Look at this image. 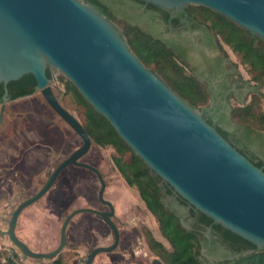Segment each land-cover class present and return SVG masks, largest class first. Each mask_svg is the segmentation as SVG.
<instances>
[{
    "label": "water",
    "instance_id": "obj_1",
    "mask_svg": "<svg viewBox=\"0 0 264 264\" xmlns=\"http://www.w3.org/2000/svg\"><path fill=\"white\" fill-rule=\"evenodd\" d=\"M195 8L208 9L264 42V0H0V102L39 91L50 107L82 138L48 181L14 211L1 232L24 259L48 260L67 245L76 214H100L116 233L111 212L82 208L70 213L58 247L35 252L15 232L18 216L40 199L93 141L82 122L58 99L48 77L58 71L104 115L145 164L184 200L225 229L264 249V168L245 147V131L233 123L229 105L244 107L248 91L232 61L195 23ZM118 22L162 45L190 70L206 93V112L192 107L130 49ZM104 186L102 187L101 193Z\"/></svg>",
    "mask_w": 264,
    "mask_h": 264
},
{
    "label": "flooded vegetation",
    "instance_id": "obj_2",
    "mask_svg": "<svg viewBox=\"0 0 264 264\" xmlns=\"http://www.w3.org/2000/svg\"><path fill=\"white\" fill-rule=\"evenodd\" d=\"M195 23L217 40L232 61L240 75L242 84L248 91V97L245 104L248 103L251 95L257 89L256 84L243 77L238 64L239 62L233 59L230 52L225 47L227 46L230 48V46L224 43L220 36L203 22V19L201 15L197 13V10H195ZM118 29L122 34V30L119 26ZM230 50L234 53L231 48ZM234 55L236 54L234 53ZM186 72L191 75L190 70H186ZM50 79L52 80V83L59 84L57 76L55 78L52 76ZM37 93L40 92L36 90L30 94L0 102V191L5 190L8 185L11 191V197L9 200H5V197H0V207H4L3 203H5L6 206L11 207V217L20 204L42 189L59 163L82 145V138L76 134L71 127L70 128L75 135L79 137L80 143L68 150L66 149V139H63L62 141H54L50 136H44L43 133H47L46 126H49L50 128L52 121L47 120L43 113H41L42 111L35 110L31 105L26 104V99L33 97ZM56 95L58 96V94ZM229 107L232 115L234 108L237 106L229 105ZM201 110L205 113L206 105H203ZM20 116L23 117L22 120L25 125V127H21V129H19ZM233 123L245 131V147L248 155L254 161L261 159L264 168V132L247 133L245 127L240 126L234 120ZM8 127H15L14 131L10 132L12 135H9V131L7 130ZM57 131H59V135L62 134V131ZM69 143L72 144L73 142L70 141ZM87 153L84 156H86ZM83 157L78 161L90 164L97 170L78 165H70L64 168L58 174L50 189L40 199L21 211L15 229L17 237L35 252H49L58 247L61 238L62 225L70 213L82 208L94 209L99 212H111L112 206L114 213L113 215H110L109 218L118 232L117 245L113 250L98 253L91 264H96L101 255H106L101 258L104 262L103 264H169L162 252L163 247L166 251H173V246L170 240L162 234L159 221L148 208L137 186L130 185L123 177L122 172L115 166L113 156H111V160L115 168L123 177L125 183L121 182L118 175H116L115 169L112 167L101 169L84 161ZM46 166L48 167L46 168ZM115 181H118L119 184L115 183ZM8 182L10 183L8 184ZM87 185L95 187L94 194L91 195L89 199H87L88 197L85 196L82 191V187ZM159 185L162 188L161 199L164 201L165 205L178 215L180 222L184 227L187 229H195L197 231L201 242L199 256L203 264H221L238 257L239 253L235 252L220 234L213 231L214 223L198 226L196 219L197 214H194L192 205L182 202L179 199L181 196L170 185L169 188L165 186V183L163 182H159ZM69 186L71 187L70 191H72L71 196H67L66 194ZM103 186L104 188L101 193ZM132 187L137 189L140 199L145 203V207L155 217L159 225L160 235L164 237L166 243L161 239H158L143 223V219L146 217L144 209L137 203H129L130 198H128L126 192L127 188ZM54 189H58V196L62 197L63 200L69 198V205L74 208L68 213L64 212L60 222L59 240L53 248H43L48 243V238L43 235L44 231L39 233V237L34 234L31 235L30 240L38 241L41 246L38 249H35L27 240L19 235L18 225L20 221L35 222L36 217L33 209L37 208L40 210L38 203L42 201L43 198L47 197L46 195ZM80 199H87V201L84 204L78 205L77 202ZM73 222H75L74 227L78 239L72 246L69 243L68 230L70 224ZM66 234L67 245L64 248L70 247V250L82 254L79 258V264H85L87 256L95 248L108 247L113 245L116 241L114 228L106 222L100 214L94 212H80L72 217L68 224ZM152 239H154V242ZM14 247L21 253L16 246Z\"/></svg>",
    "mask_w": 264,
    "mask_h": 264
},
{
    "label": "trees",
    "instance_id": "obj_3",
    "mask_svg": "<svg viewBox=\"0 0 264 264\" xmlns=\"http://www.w3.org/2000/svg\"><path fill=\"white\" fill-rule=\"evenodd\" d=\"M195 10L201 15L203 22L230 46L240 62L247 65L252 75L251 81L257 86L244 107L234 108L233 120L245 127L247 133L264 132V112L260 106V101L264 98V42L248 37L247 30L238 29L233 23L208 9L195 8ZM121 24L122 35L128 46L147 68L156 73L192 107L201 109L203 105H206V93L170 54L162 51L161 44L140 37L135 27ZM47 74L49 78H52L49 69ZM65 81L66 92H71L74 100L85 106L86 122L82 124L92 140L99 146L114 148L115 166L130 185L137 186L148 208L159 221L162 234L170 240L173 251H166L163 247L165 252H162L169 264H203L199 256L201 242L197 231L184 227L178 215L161 199L162 188L159 182L165 183L168 188L169 184L145 164L143 159L121 138L110 121L93 108L70 80L65 78ZM256 162L263 163L261 159ZM179 199L188 204L183 198L179 197ZM192 209L194 214H197L198 226L214 223L210 217L195 207L192 206ZM213 231L220 234L233 250L239 253L238 257L221 264H264V249L225 229L219 223H214ZM152 241L154 242V239ZM0 264L16 263L11 258L4 261L0 257ZM51 264H62V261L55 259Z\"/></svg>",
    "mask_w": 264,
    "mask_h": 264
},
{
    "label": "rangeland",
    "instance_id": "obj_4",
    "mask_svg": "<svg viewBox=\"0 0 264 264\" xmlns=\"http://www.w3.org/2000/svg\"><path fill=\"white\" fill-rule=\"evenodd\" d=\"M118 26L122 28V24L118 22ZM227 50L230 52V55L233 57V59L237 60L239 63V67L242 71L243 77L251 81V74L248 70L247 65H245L243 62H240V59L237 55H234V53L231 52L230 48L225 46ZM56 76L58 77L59 84L52 83L54 92L58 94L59 100L61 104L68 109L70 112H72L83 124L86 122V109L85 106L79 102H76L72 96L71 92H66V81L65 76L59 73L58 71H55ZM260 106L264 112V98L260 101ZM26 104L31 105L33 109L42 111L43 115L47 118V120L52 121V124L49 128V126H46L47 133H43L44 136H50L51 139L60 140L66 139L67 141V150L71 149L75 146H77L80 143V139L73 130L70 128V126L65 123L56 113L55 111L48 105V103L45 101L41 93H37L33 97L26 99ZM22 116H20L19 121V129L21 127H25ZM37 126V125H36ZM15 129L8 127L9 135H12V133ZM62 131L59 135V131ZM7 131V132H8ZM57 132V133H56ZM65 136V137H64ZM72 141L73 143L70 144L69 142ZM69 143V144H68ZM116 152L113 147L111 146H99L93 141V144L87 153L86 156L83 157V160L91 163L99 168H109L112 167L115 169L116 175H118V178L121 180V182L125 183L123 177L120 175L119 171L115 168L111 156L115 155ZM51 161V158H50ZM45 167V165H44ZM48 166H46L47 168ZM10 182H8L9 184ZM115 183L119 184L118 181H115ZM83 194L89 197L94 194L95 187L92 186H85L82 187ZM67 196H71L72 191L71 187L69 186L67 188ZM70 191V192H69ZM127 196L130 198L131 204L137 203L140 207L144 209L146 212V217L143 219V223L147 228H149L154 235L158 239H161L164 243H166V240L164 237L160 235L159 231V225L155 219V217L148 211V209L145 207V203L140 199L138 191L135 187L127 188ZM5 197V200H9L11 197V191L9 185L5 188V190L0 191V197ZM47 197L43 198L42 201L38 203V206L40 207V210L37 208H34L35 211V222H29V221H20L18 225V233L19 235L27 240L35 249H38L40 246V243L38 241H31V235L34 234L37 237H39V233L43 232V235L48 238V243L45 245V249H51L53 248L58 240H59V232H60V222L61 218L63 217L64 212L68 213L71 211L74 207L69 205V198L62 199V197L58 196V189H54L49 194L46 195ZM87 199L78 200L77 204H84ZM4 207H0V232L2 230L7 229L8 227V221L11 218V211L12 208L9 206H6L5 203H3ZM75 222L70 224L69 230H68V238L70 240V244L73 246V244L77 241L78 236L76 234V229L74 227ZM82 256L81 253L74 252L73 250H70V247L64 248V250L56 257L52 259H46L42 261L35 260L31 257H28L26 259L23 258L22 254L16 250L14 245L9 241L7 236H1L0 235V257L2 260H6L8 258H11L16 264H51L55 259H60L62 261V264H79V258ZM106 255H101L96 264H103L104 262L101 260Z\"/></svg>",
    "mask_w": 264,
    "mask_h": 264
}]
</instances>
